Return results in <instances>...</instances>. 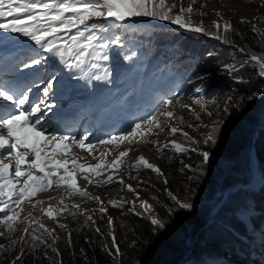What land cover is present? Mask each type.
Segmentation results:
<instances>
[{"label":"trees","instance_id":"16d2710c","mask_svg":"<svg viewBox=\"0 0 264 264\" xmlns=\"http://www.w3.org/2000/svg\"><path fill=\"white\" fill-rule=\"evenodd\" d=\"M173 3L175 14L180 6L168 4ZM188 18L205 32L198 35L167 27L136 29L103 23L110 32L89 29L87 35L99 36V45L108 43L109 36L119 35L122 46L110 45L100 52L95 48L96 57L107 54V61L115 62L130 56L125 63L136 61L132 71L135 78L140 74L144 80L153 75L159 80L174 76L171 90L160 92L158 85L154 86L157 103L187 98L200 103L199 110L177 116L182 133H188V137L181 133L175 140L189 149L208 151L209 160L203 162L199 153L191 159L190 150L178 153L173 147L157 152L161 174L152 173L154 184L150 186L154 192L144 195L153 205L155 217L141 206L114 211L113 234L120 255H115L111 228L100 208L96 209L100 225L93 219L88 221L84 214L73 216L66 210L72 219L70 235H55L35 219L31 225L34 231L24 234L20 249L17 238L0 241V264H12L22 251L24 255L17 264H119L121 260L123 264H264V77L259 75V64L249 59L251 55L264 57V13L243 19L244 23L242 19L231 20L227 31L223 28L226 23L216 21L205 5L193 9ZM217 22L220 30L215 27ZM189 57L194 61L189 62ZM228 66L235 71H229ZM212 85L210 93L205 92ZM195 86L201 90L193 92ZM137 89L133 95L140 92ZM221 98L225 102L214 109L218 117L212 120L209 107ZM145 114L143 111V117ZM217 124L219 132L212 133ZM210 133L216 138L214 145L203 143ZM252 148L258 168L254 183L248 185L252 178ZM238 185L241 187L226 196ZM138 188L144 190L143 186ZM172 196L191 203L192 209H180ZM3 215L0 213V217ZM152 218L160 219L165 228L153 226ZM34 236L40 239L34 240Z\"/></svg>","mask_w":264,"mask_h":264},{"label":"snow or ice","instance_id":"6c2138e0","mask_svg":"<svg viewBox=\"0 0 264 264\" xmlns=\"http://www.w3.org/2000/svg\"><path fill=\"white\" fill-rule=\"evenodd\" d=\"M184 2L186 0H182L179 12L174 14L176 5L174 3L168 4L167 0H0V20H8L6 23L0 22V30L20 34L39 46L40 51L34 50L35 54L29 55L28 59L22 62V67L31 70L36 66L47 64L49 60L53 62L52 75L42 90L43 97L38 98L36 101L30 99L31 87L21 90L18 82L5 83L0 81V213L4 214L0 217V226L5 230L0 231V236L5 235V232H15L18 225L24 223V220L20 218V212H17L16 209L20 208L24 201L30 200L38 192L50 189L62 190L68 196L75 195L100 202L99 197L90 196L86 190H81L78 187L75 180L72 179L75 172H70L66 167L71 162L74 168L79 169L81 172L95 173L96 169L101 167L100 164L86 168L83 164H78L76 160L69 161L68 159L58 160L54 158L56 155L67 156L68 152L72 151L73 145L91 150L92 145L85 143L86 137L77 140L75 137L62 133H53L48 136L41 127L44 122L45 109L50 107L47 98L50 95V90L54 87L56 72H62L65 69H75L83 72L89 56L93 54L95 42L101 39L91 33L83 43L79 42V38L84 37L85 31L89 29L92 32L100 30L108 33L111 31L103 23L95 22L94 18L114 19L120 23L141 17L153 18L160 21H170L172 24L178 25L191 33L205 32L203 27L192 25L188 19V14L193 11L192 6L189 5L185 8L183 7ZM241 22H245L243 18ZM215 27L217 30L221 29L218 22ZM223 28L227 31L230 25L224 24ZM73 29L76 30V35L71 36V40L74 45H79L78 49L75 50L66 43H59L61 40L60 33L71 32ZM217 38L220 37L217 36ZM110 45L122 46L121 37L111 35L108 37V43L101 42L99 46L100 48H108ZM240 51L243 52L244 50L240 49ZM45 53L48 54L47 57L43 55ZM57 57L59 58L58 62ZM102 59L107 61L110 57L103 54ZM124 59L130 60L131 57L125 55ZM249 59L259 64V75L264 77V57L251 55ZM228 68L229 71H235L233 66H228ZM106 77H110V73H106L105 76L94 75L92 79L103 81ZM107 82H110V79ZM195 90L199 92L201 89L196 88ZM173 103V99L163 100L164 111L158 115L149 116L145 121L135 123L127 133L111 136L108 140L100 141V143L131 142L137 136L145 137L153 129L164 131L166 121L162 122L160 117L174 118L173 112L168 110ZM26 104L28 106L24 107ZM142 124L145 126L143 130ZM219 130V125H214L212 133H217ZM168 131L170 135H175L181 130L170 127ZM212 133L207 135L203 141L204 144H215L216 138ZM182 135L188 137V133H182ZM67 141H70V143H65ZM41 144H43V147ZM60 144H64V148L58 152L57 149ZM169 144L178 153H187L190 150L176 140L169 141ZM169 144H165L163 147H169ZM191 150L195 151L196 149ZM129 151L130 149L120 152L110 167L119 168L122 164L121 158L126 157ZM160 151L161 148L157 147V152ZM200 155L203 162L209 160L210 153L208 151H202ZM6 160L7 162H5ZM134 166L150 169L161 174L160 169L150 163L144 156H139ZM61 170H63V175L59 174ZM36 171L43 173V175L37 176ZM53 178H55L54 189ZM84 179L87 180L88 177L84 176ZM111 182H113L112 177L109 176L106 183ZM127 190L135 191L131 185L127 186ZM172 199L180 209L190 210L193 207L191 203L182 202L175 196H172ZM37 203H40V201H37ZM109 203L116 208L123 207L125 203H131L133 209H130V211L134 210V202L111 200ZM141 206L144 209L150 208L147 202H142ZM78 207V205H65V208L60 209V211L67 210L73 216L82 215L83 213L74 210ZM99 211L104 213L106 209L101 207ZM45 215L55 218L51 208L45 212ZM91 219V216L87 218L88 221H91ZM35 223V219L30 221L29 227L23 229L24 233L33 232L34 229L31 225ZM108 224H113L111 217L108 219ZM151 224L159 229L165 228V224L158 218H152ZM59 227L63 229L66 228V225L60 224ZM38 228L43 229L44 226L38 225ZM44 231L47 234V230ZM95 231L100 232V229L96 228ZM109 235L115 248V255H120V249L116 246L115 235L113 233H109ZM20 239L24 240V237ZM33 239L39 240L40 237L34 236ZM12 243L15 244L16 241H12ZM25 243L30 242L25 240ZM23 255L24 252L22 251L12 264H17Z\"/></svg>","mask_w":264,"mask_h":264},{"label":"rangeland","instance_id":"374dc122","mask_svg":"<svg viewBox=\"0 0 264 264\" xmlns=\"http://www.w3.org/2000/svg\"><path fill=\"white\" fill-rule=\"evenodd\" d=\"M167 2H175L181 6L182 0H167ZM189 5L192 6V9L201 8L203 5L207 6L213 12L216 21H222L226 24L231 20L242 18L252 19L257 15L264 13V0H195V2H193V0H186V2L183 3V7L185 8ZM135 19H142L144 23L143 26H137L136 29L160 26V24L155 23L156 21L151 18L141 17ZM94 20L97 23H107L114 27L121 25L115 23L113 19L105 20L103 18H94ZM1 22L6 23L8 20L5 19ZM191 23L195 26L192 21ZM171 25L175 24L171 23ZM167 28L176 31H187L185 29L177 30L172 27ZM81 30L84 31L83 28H81ZM87 31H85L84 37L79 38V42H85V38L88 36ZM201 34L202 32H200V35ZM73 35H76L75 29L71 32L60 33L61 40L59 43H66L75 50L76 45H74L71 40V36ZM6 42L16 45L19 48V52H24V50L26 51L27 49H30V55H34L35 51H40L39 46H36L29 38L20 34L7 33L4 30H0V46L2 43ZM97 46H99V44L96 41L94 49L97 48V50H99L97 52H100L102 48ZM95 53L96 52L93 51V54L89 56L83 72L75 69H65L61 74L56 73L54 87L50 90V95L47 98L50 107L45 109L44 122L41 127L48 136H51L53 133H62L75 137L77 140L86 137L85 143L92 145L91 150L80 148L78 145H73L72 151L68 152L67 156L56 155L54 158L58 160H76L78 164H83L86 168L100 164L101 167L96 169L95 173L81 172L79 169L74 168L71 162L66 165L70 172H75V176L72 179L75 180L78 187L81 190H86L90 196L99 197L100 202L80 198L75 195L68 196L66 192L62 190L50 189L48 191L38 192L35 196L31 197L30 200L24 201L20 208L16 209L17 212H20V218L24 220V223L19 224L15 232H5V235L0 236V241L17 238L19 240L17 243V249H20L23 245V240L20 239L21 237H24L25 234L23 229L29 225L28 223H30L32 219H36L40 223L49 227L55 235L62 232H68L69 234L72 228L71 216L66 213V210L62 212L60 211V209L65 208V205H78L79 207L75 210L88 217L91 216L97 225H100L101 222L97 218L96 209L101 207L105 208V222L108 223V219L111 217L113 224L109 226L111 228V233H114L116 227L114 211L133 209V205L131 203H125L123 207L116 208L112 207L109 202L111 200H116L118 202L125 200L134 202V209H136L137 206L142 205V202H147L144 195L146 196L147 194L154 192L151 187L154 184L153 179H151L153 171L142 167H135L134 165L137 158L139 156H144L150 163L157 166V147H160L161 150L172 147L169 144V141L175 140L183 131L178 122L177 116H185V114L200 109V103L196 99L187 98L174 102L173 105L168 108V110L173 112L174 118L168 119L160 117L162 122L166 121L164 131L153 129V131L145 137L141 138L137 136L132 139L131 142H116L113 144L100 143V141L108 140L111 136L123 135L130 131L135 123L145 121L149 116L154 114L158 115L160 112L164 111L162 102L157 103V92L155 91L156 89L154 86L158 85V90H161L160 92L171 90L169 84L174 83V76L170 75L159 80L156 75H153L149 79L144 80L143 75L140 74L135 78L132 74L133 66L136 65L135 60H132L128 64L122 59L115 60L116 63L112 61L109 62L102 59V56H100V58L96 57ZM43 55H45V57L48 56L46 53ZM188 61L193 62L194 59L189 57ZM20 67H22V63H20ZM106 73H110V77H106L103 81H95L92 79V76L94 75L105 76ZM51 75L52 74H49L46 69V64H44L36 66L31 70L24 69L23 67L19 68L13 74V80L18 82L21 90H26L28 87H31V92L29 93L30 99L31 101H36L38 98L43 97L42 90ZM26 76H31V81H25ZM108 79H110V82H107ZM66 80L78 84V86L84 91H89L92 99L91 104L86 108L83 119L80 120V124L78 123L68 126L67 128L63 125H56L57 116L59 115V107L57 105L58 99L56 96L58 89L60 88V83ZM136 85L138 87H135ZM214 85L208 86L207 89H205V92L210 93V90ZM136 88H138L137 90L140 92L133 95ZM196 88H198V86H195L192 91L197 92L195 90ZM223 102H225V98L219 99L209 107V110L212 111V120H215L218 117V114L214 109L217 108L218 104H222ZM154 104H156V107L152 110L151 107L155 106ZM27 106L28 105L26 104L24 107ZM103 107H106L102 113L104 118L107 119L113 115L116 122L115 128H112L107 132H101L99 125L94 124L91 118L92 111L99 112ZM143 111L146 113L144 117ZM144 127L145 126L142 124V130ZM170 127L178 128L181 131H178L175 135H170L168 131ZM145 141H147V143H145ZM65 143H70V141ZM165 144H169V147H163ZM41 146L43 147V144H41ZM63 148L64 144H60L57 151L59 152ZM129 149V154L126 157L121 158L122 164L119 168L110 167L120 152ZM191 149L195 148H190L191 159L197 153H201L199 149H196L195 151H192ZM5 162H7V160ZM35 174L37 176L43 175V173L39 171H36ZM59 174L63 175V170H61ZM84 176H87L88 179H84ZM109 176L112 177L113 182L106 183ZM145 180L150 181L147 183ZM89 181H91V183H89ZM128 185H131L135 191H128ZM140 186H143L144 190L138 188ZM54 188L55 178H53V189ZM141 190L144 191V194ZM166 190L169 194L173 195L168 188ZM37 201H40V203H37ZM147 204L150 205V208L146 209V213L151 217H155L156 211L153 205L149 202H147ZM49 208L52 209L55 218H50L45 215V212ZM57 213L59 214L57 215ZM60 224L66 225V228H60ZM0 231H5L2 226H0ZM256 249L261 250L260 247H256ZM260 254L262 253L260 252ZM119 264H123V261H119Z\"/></svg>","mask_w":264,"mask_h":264},{"label":"water","instance_id":"95a60500","mask_svg":"<svg viewBox=\"0 0 264 264\" xmlns=\"http://www.w3.org/2000/svg\"><path fill=\"white\" fill-rule=\"evenodd\" d=\"M264 118V115H263V117H262V119ZM261 127V125L259 124L258 126H257V128H256V130H255V140H256V138H257V130H258V128H260ZM250 156H251V161H252V178H251V180H250V182H249V184L248 185H251L252 183H254V181H255V179H256V176H257V172L255 173V171H254V169H255V167L256 168H258L257 167V158H256V155H255V150H254V148H252L251 149V151H250ZM239 187H241V185H238L237 187H235V188H233L232 190H230V191H228L227 193H226V196L231 192V191H234V190H236L237 188H239ZM225 196V197H226Z\"/></svg>","mask_w":264,"mask_h":264},{"label":"bare ground","instance_id":"6f19581e","mask_svg":"<svg viewBox=\"0 0 264 264\" xmlns=\"http://www.w3.org/2000/svg\"><path fill=\"white\" fill-rule=\"evenodd\" d=\"M3 45H5V44H7V43H2ZM1 54H2V51H1ZM62 83H65V82H62ZM68 84V83H67ZM80 106H79V108H80V113L81 112H84L85 111V105L83 104V99H81V101H80ZM57 124H62L63 126H65L66 128L68 127V126H72V125H75V123H73V122H68V120L67 121H63V122H61V123H56V125ZM61 125V126H62ZM101 130H111L112 129V123H111V120L109 119V120H107L103 125H100V127H99ZM102 128H106V129H102ZM254 171H255V173L257 172V168L255 167V169H254Z\"/></svg>","mask_w":264,"mask_h":264}]
</instances>
